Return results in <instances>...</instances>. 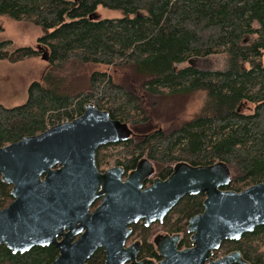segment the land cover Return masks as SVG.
I'll return each instance as SVG.
<instances>
[{"label": "trees", "instance_id": "1", "mask_svg": "<svg viewBox=\"0 0 264 264\" xmlns=\"http://www.w3.org/2000/svg\"><path fill=\"white\" fill-rule=\"evenodd\" d=\"M98 7L121 17L100 20ZM0 15L42 31L35 47L6 51L1 43L0 61L16 64L42 61V52L48 56L26 101L11 108L0 104V148L73 121L91 104L111 120L132 126L142 142L130 143V156L194 167L224 162L232 182L223 190L237 193L264 183V0H0ZM222 54L228 57L224 71L177 68ZM97 66L135 68L149 79L143 89L157 97L205 92L204 111L166 133L155 126L136 92L114 83L106 72L79 73ZM246 103L254 107L250 114L242 112ZM10 191L0 181V210L12 202ZM204 198L183 199L177 206L181 217L201 212ZM177 225L172 232L186 229V222ZM131 227L142 233V226ZM234 249L251 264H264V226L221 247L225 253ZM57 255L54 246L24 254L1 246L0 264H51ZM104 260L99 250L87 264Z\"/></svg>", "mask_w": 264, "mask_h": 264}, {"label": "water", "instance_id": "2", "mask_svg": "<svg viewBox=\"0 0 264 264\" xmlns=\"http://www.w3.org/2000/svg\"><path fill=\"white\" fill-rule=\"evenodd\" d=\"M40 58L48 62L45 52ZM132 134L127 124L87 104L73 121L0 148V181L11 186L13 199L0 210V247L24 254L54 246L58 255L51 264H87L98 249L106 253L104 264H138L136 250L123 248L129 226L163 222L185 196L204 194L203 213L188 224L193 248L179 251L180 236L167 239L176 246L163 251L160 243L161 264H249L239 252L217 262L213 253L225 241H239L264 226V183L240 193L223 190L232 182L224 162L179 163L166 181L156 180L147 189L144 182L152 172L147 160L124 182L117 170L99 174L96 149Z\"/></svg>", "mask_w": 264, "mask_h": 264}, {"label": "rangeland", "instance_id": "3", "mask_svg": "<svg viewBox=\"0 0 264 264\" xmlns=\"http://www.w3.org/2000/svg\"><path fill=\"white\" fill-rule=\"evenodd\" d=\"M95 15L100 20L121 17L120 12L103 7H98ZM0 28L2 29L0 30V44L6 43L2 47L6 51H14L23 47H35L38 36L42 34L40 28L28 23L13 21L4 15H0ZM227 63V55L222 54L207 58H194L191 60L190 65L186 63L178 65L177 68L193 66L199 70L220 72L227 68ZM46 67V62L34 59L16 64L0 61V104L6 108L23 104L27 99L29 85L40 80ZM92 71L108 73L114 83L120 84L125 89L134 91L141 96L145 112L151 115L155 126L166 133L182 127L184 123L201 115L207 102L206 93L201 91L187 96L157 97L149 94L143 89V85L149 79L141 77L132 67L97 66L82 69V72L79 71V73L82 77H87ZM253 109V105L246 103L242 108V112L250 114Z\"/></svg>", "mask_w": 264, "mask_h": 264}, {"label": "flooded vegetation", "instance_id": "4", "mask_svg": "<svg viewBox=\"0 0 264 264\" xmlns=\"http://www.w3.org/2000/svg\"><path fill=\"white\" fill-rule=\"evenodd\" d=\"M139 139L140 138L138 137V135L134 133L126 141L117 142V143H109L106 145L99 146L95 152V167H96L97 172L101 175H104L106 172L110 170L120 171L121 180L122 182H124L131 172H134L136 169H138L139 165L144 160H147L150 163L151 169H152V172L150 173L149 177L146 178L144 182L143 189H147V188L152 187L156 180L166 181L173 174L176 165H178L179 163H185V162H178V163H172V164L162 163V162L160 163V162L151 160L147 158L146 156H139L136 154H131L130 156V152L132 151V148L129 147L130 143L137 145L139 142L140 143L142 142ZM188 196H196V195H188ZM188 196H185L183 199H185ZM101 200L102 198H99L93 203V205L90 208V213H92L93 211L97 209V207L100 205ZM204 200L205 198L202 201L203 207H204L203 205ZM179 203L177 206H179ZM177 206L172 211L169 212V214L163 219V222L158 221V222H154L150 226H146L145 221L143 220L139 223H134L129 226V228L131 229V234L125 240L123 248L127 249L131 247V250H130L131 252L136 250V253H137L136 262L138 264L140 263L161 264L165 258L161 254L160 247H159L160 243H161V247L163 251H165L170 246L175 245L170 242H167V239L173 236H176V235L180 236V243L177 246L179 251L193 248V241L191 240L192 235L188 233V230H187L188 224L191 218L199 214H202L204 211V208L201 212H197L186 219L185 217L184 218L181 217ZM185 222H186V229L180 232L171 231L174 226H179L177 224H181ZM132 225L142 226L143 229L142 228L139 229L140 231H142V233L136 235L134 233V230H132V227H131ZM165 225H167L168 228ZM78 237L79 236L75 237L72 242L77 240ZM58 240L60 241L61 238H59ZM187 240H188V244H185V241ZM239 241H232V243L239 242ZM221 247L219 250L213 253L214 262H217L235 252L241 253L237 249H234L230 251L229 253H225L224 250L223 251L221 250ZM99 250H102V249H98L97 251ZM102 252L104 254V257L106 258V253L103 250ZM242 258L244 261L251 264L248 260H246L243 257V255H242ZM208 263L209 261L207 262V264ZM125 264H130V262H127Z\"/></svg>", "mask_w": 264, "mask_h": 264}, {"label": "crops", "instance_id": "5", "mask_svg": "<svg viewBox=\"0 0 264 264\" xmlns=\"http://www.w3.org/2000/svg\"><path fill=\"white\" fill-rule=\"evenodd\" d=\"M34 60H36V59H34Z\"/></svg>", "mask_w": 264, "mask_h": 264}]
</instances>
